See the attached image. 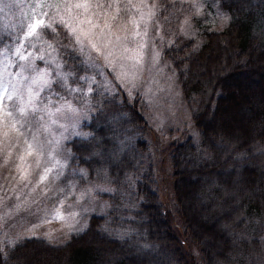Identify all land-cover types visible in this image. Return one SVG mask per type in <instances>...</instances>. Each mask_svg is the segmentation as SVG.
<instances>
[{
  "label": "trees",
  "instance_id": "16d2710c",
  "mask_svg": "<svg viewBox=\"0 0 264 264\" xmlns=\"http://www.w3.org/2000/svg\"><path fill=\"white\" fill-rule=\"evenodd\" d=\"M212 1L226 21L196 37L182 30L185 1L158 0L156 9L160 58L175 75L197 135L168 145L180 232L162 210L150 172L141 99L129 102L95 87L94 113L84 127L89 137L69 144L90 177L113 188L103 195L108 212L91 216L82 232L60 244L18 240L0 251V264H163L183 249L184 237L199 248L204 264H263L264 0ZM55 36L67 43L61 29ZM46 37L56 45L53 34ZM58 51L65 70L77 77L86 71L84 54ZM243 83L252 90L240 103L245 132L226 123L224 107L234 105L230 87Z\"/></svg>",
  "mask_w": 264,
  "mask_h": 264
},
{
  "label": "rangeland",
  "instance_id": "374dc122",
  "mask_svg": "<svg viewBox=\"0 0 264 264\" xmlns=\"http://www.w3.org/2000/svg\"><path fill=\"white\" fill-rule=\"evenodd\" d=\"M181 1L187 3L189 11L182 24L185 34L196 37V33L202 28H221L226 21V15L212 0ZM142 2L143 0H132L133 4ZM147 3L151 5L152 0H147ZM29 7L30 5L13 6L2 18L4 25H14L12 31L19 32L18 25L26 18ZM35 10L40 11L39 6ZM141 11L147 14L148 9L142 7ZM145 18L147 19V15ZM132 19L139 22L135 9L132 10L131 17L119 20V28L116 26L112 28L113 45L111 47L114 50L116 62L121 65V68L117 70L127 71L129 75L136 73V87L132 88L125 83L123 89L111 91L102 89L104 92L126 97L129 102L134 101L136 96L141 99L143 108L140 111L149 122L147 144L150 172L161 208L169 215L174 227L179 231L178 228H182V220L176 212L168 145L170 142H181L188 135L193 138H197V135L191 124V111L181 101L175 75L160 58L161 41L156 27L154 28L152 22H149L147 36H134V32L142 31L143 28H135L131 23ZM0 35L3 36L0 42V51H2L12 44V40L3 31H0ZM116 36L121 38L119 43L115 42ZM46 39L51 43L47 37ZM141 40L146 43V47L142 52L141 63L133 68L135 59L132 57L139 52L137 42ZM36 43L41 50L36 51L33 48L29 51L34 57L43 55L44 60L33 59L34 70L26 71L23 68L9 67L7 71L13 73V82L16 83L20 92L25 94L21 103L26 101V86L30 85L33 96L39 98L36 101L37 106L43 103L47 109L46 112L38 114L39 130H37L36 122H33L30 127L43 145L42 166L50 157L51 162H47V166L51 167L53 172L47 181L37 186L38 174L42 169L36 168L33 157H27L29 162H33V166L29 169L28 180L21 181L20 172L16 166L21 163L17 159V154H23L25 147L23 140H18L16 145L7 150L12 154L7 167L3 166L5 153L0 152V251L23 238L44 239L51 244L67 241L70 235L82 232L86 228L91 216L105 215L108 212L109 203L103 195L113 192L110 185L99 178L90 177L88 169L76 162L69 144L74 138L89 137V132L84 127L90 122L94 113L91 102L96 85L91 84L92 90L88 91L85 88L82 93L69 92L58 88L55 84L52 86L53 92L47 89L38 91L43 88L41 73L49 72L51 75L46 79H56L52 67L45 61L58 56L42 41ZM125 48L128 51H125ZM92 55L96 54L92 53ZM84 56L88 66L80 77H95L97 82H101L102 77L98 74L97 67L92 66L93 61L86 54ZM3 59L4 57L0 56V60ZM9 63L23 65L28 61H18L15 56H12ZM105 63L102 57L96 61L98 66H103ZM110 70L107 67L103 68L109 80L112 79L108 75ZM32 79L37 82L33 84ZM69 83L73 88L77 87V84H72L70 80ZM83 83L78 81L79 85ZM250 88V85L246 83L240 84V88L233 85L229 92L236 93L234 105L230 103L224 105L229 111L226 123L230 124L229 126L241 128L243 132L246 131L244 129L246 123L240 120V103L248 95L247 89L250 90ZM39 116H43V120H39ZM109 121H111L110 117ZM114 152H109V155L113 156ZM57 171L60 172L59 176H56ZM189 200L193 201V198L190 197ZM179 241L183 249L179 251V254L177 250L173 255H169L168 259L162 261L163 264H204L196 245H190L185 237L184 240L179 238ZM25 258L28 260L33 258L32 253L25 255ZM261 261L264 264V255Z\"/></svg>",
  "mask_w": 264,
  "mask_h": 264
},
{
  "label": "snow or ice",
  "instance_id": "6c2138e0",
  "mask_svg": "<svg viewBox=\"0 0 264 264\" xmlns=\"http://www.w3.org/2000/svg\"><path fill=\"white\" fill-rule=\"evenodd\" d=\"M160 2L166 3L167 0H160ZM20 5H30L29 13L24 20L20 21L18 25L20 31L15 32L12 31L14 25H4L2 18L13 6ZM156 5L157 0H152L151 5L147 3V0H143L141 4H133L132 0H0V31L8 34L9 39L12 40L10 46L0 51V56L4 57L3 60H0V152L5 153L3 166L7 167L12 155L7 150L16 145L18 140H23L25 145L23 154H17V159L21 162L16 166L20 172L19 179L21 181L28 180L29 169L32 168L33 162L37 169H42L38 174L37 186L47 181L49 175L53 172V169L47 166V162H51L50 157L42 166L43 145L30 127L33 122H36L37 130H39L38 114L46 112L47 109L43 103L37 106L36 101L39 98L33 96L30 85L26 86V101L21 103L25 94L20 92L16 83L12 80L13 73H9L7 69L17 67L26 71L34 70L32 60L36 58L44 60V56L34 57L29 49L35 48L36 51H40L41 49L36 42L42 41L57 56H60L58 49L70 50L74 57L77 53L86 54L93 61L92 66L97 67L102 80L97 82L95 77H77L70 68L65 70L62 57L50 58L45 63L52 67L56 79H46L51 75L49 72L41 73L43 88L38 91L47 89L49 92H53V84L69 92L81 93L85 88L91 91V84H95L98 89L103 88L109 91L123 89L125 83L135 88L136 73L129 75L127 71L117 70L121 68V65L116 62L115 53L111 47L113 45L111 30L114 26L119 28V20L131 17L132 10L135 9L139 16V22L132 19L131 23L135 28L140 29L142 27L143 30L136 31L133 35L147 36L149 22H152L154 28L158 23L155 19ZM37 6L40 8L38 12L35 10ZM142 7L148 9L147 14L141 11ZM146 15L147 19L145 18ZM57 28L64 32L66 44H62L59 37L55 36ZM124 30L126 31V25ZM46 34H53V38L56 40L55 46L47 41ZM120 40L119 36L115 37V42L119 43ZM125 40H127V37H125ZM137 44L139 52L135 57H132V59H135L133 68L141 63L142 52L146 47L143 40L137 42ZM124 50L128 51L127 48ZM92 53L96 55L93 56ZM12 56H15L18 61H28V63L12 65L9 63ZM101 57L106 63L103 66H98L96 61ZM104 67L111 69L108 73L112 77L111 80L105 76ZM25 79L29 78L25 77ZM69 80L72 84H77V87L73 88ZM78 81H83V85H79ZM36 82L35 79H32L33 84ZM48 114L51 115V113ZM39 120H43V116H39ZM27 157H33L34 161L29 162ZM56 163H59V161H56ZM61 167L63 166L61 165ZM59 175L60 172L57 171L56 176Z\"/></svg>",
  "mask_w": 264,
  "mask_h": 264
}]
</instances>
